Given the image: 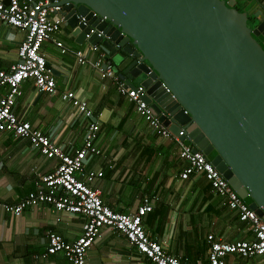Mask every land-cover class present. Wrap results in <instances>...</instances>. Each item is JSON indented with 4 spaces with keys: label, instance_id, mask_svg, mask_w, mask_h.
Listing matches in <instances>:
<instances>
[{
    "label": "crops",
    "instance_id": "crops-1",
    "mask_svg": "<svg viewBox=\"0 0 264 264\" xmlns=\"http://www.w3.org/2000/svg\"><path fill=\"white\" fill-rule=\"evenodd\" d=\"M234 1L250 21L257 24V20L264 19V8L258 0ZM71 32L64 24L55 36L69 48L67 53H61L53 41L42 48L57 83L56 94L42 93L33 80L25 81L14 108L17 115L66 152L74 153L85 138L88 120L61 95L73 91L87 102L94 120L100 123L97 144L102 151L85 166L86 171L103 172L93 187L116 212L133 214L145 197L153 199L154 208L143 219L144 229L184 264H209L210 234L230 242L252 240L250 225L226 206L225 198L214 193L202 173L180 177L188 163L180 158L174 138L158 135L135 104L119 94L111 79L102 78L90 64H78L75 51L87 50L91 44L77 43ZM24 38L25 32L0 21V71H7L18 61L17 51ZM87 57L94 60L96 55L89 52ZM113 65L121 76L125 68ZM144 78L136 79L135 85ZM6 92L7 87H0V99ZM57 165V159L43 156L28 140L0 132V204H17L29 193L37 192L41 177ZM84 222L82 216L58 212L51 205L28 207L20 216L0 207V264H70L64 253L44 256L48 233L53 231L67 242H74ZM138 257V251L123 234L105 228L87 251L85 264L148 263L146 258L140 261ZM225 262L264 264V256L245 260L230 255Z\"/></svg>",
    "mask_w": 264,
    "mask_h": 264
},
{
    "label": "water",
    "instance_id": "water-1",
    "mask_svg": "<svg viewBox=\"0 0 264 264\" xmlns=\"http://www.w3.org/2000/svg\"><path fill=\"white\" fill-rule=\"evenodd\" d=\"M61 6L76 42L102 45L131 88L145 76V100L162 124L174 134L185 129L195 151L264 219V19L251 28L234 0ZM91 29L103 36L86 39Z\"/></svg>",
    "mask_w": 264,
    "mask_h": 264
},
{
    "label": "built area",
    "instance_id": "built-area-1",
    "mask_svg": "<svg viewBox=\"0 0 264 264\" xmlns=\"http://www.w3.org/2000/svg\"><path fill=\"white\" fill-rule=\"evenodd\" d=\"M258 1L264 8V0ZM61 12V0H0V21L25 32V38L17 51L18 61L7 71H0V87H7L6 94L0 99V132L28 140L40 154L58 160L56 169L41 177V188L37 192L29 193L17 204H0V207L6 213L20 216L28 207L51 205L58 212L84 218L83 231L74 242H67L61 235L49 232L44 256L64 253L70 264H85L87 251L101 236L103 229L110 228L123 234L136 248L140 261L146 258L147 264H184L151 239L144 229L143 219L153 210V199L145 197L133 214L121 213L108 207L101 198L100 190L93 187L92 184L103 177V172L86 171L85 166L89 159L101 155L102 151L97 144L100 123L94 120L87 102L78 99L73 91L61 95L64 101L70 102L88 120L85 138L74 153L66 152L43 131L21 119L15 112L17 100L23 94L22 84L27 80H33L37 90L42 93L53 95L57 92L56 80L48 68L42 48L46 42L53 41L61 53L69 51L63 41L55 39L65 24ZM81 20L85 21L84 18ZM94 33L97 37L103 36V32L91 29L85 38H90ZM89 52L96 55L94 60L87 57ZM75 56L79 65L90 64L102 78L111 79L119 94L135 104L137 112L158 135L174 138L180 158L188 163L180 174L182 179H187L193 173H202L214 193L224 197L226 206L238 215L240 221L250 225L252 240L230 242L214 234L208 235L209 264H226L225 258L230 255L245 260L264 256V219L258 216L246 199L239 196L211 159L202 151H195L186 130L181 129L174 134L165 127L159 115L145 100L146 88L141 84L129 87L115 66L106 61L105 49L100 45H90L87 50L78 49Z\"/></svg>",
    "mask_w": 264,
    "mask_h": 264
},
{
    "label": "rangeland",
    "instance_id": "rangeland-1",
    "mask_svg": "<svg viewBox=\"0 0 264 264\" xmlns=\"http://www.w3.org/2000/svg\"><path fill=\"white\" fill-rule=\"evenodd\" d=\"M248 22H249L250 27L254 29L256 23L253 22V21H250V20H248ZM258 23H259V21L257 20V24H258ZM257 40H258L260 43H263V38H262L261 36L258 37ZM138 81H139V80H138ZM246 200L250 201V198H246ZM249 262H250V261H249Z\"/></svg>",
    "mask_w": 264,
    "mask_h": 264
},
{
    "label": "trees",
    "instance_id": "trees-1",
    "mask_svg": "<svg viewBox=\"0 0 264 264\" xmlns=\"http://www.w3.org/2000/svg\"><path fill=\"white\" fill-rule=\"evenodd\" d=\"M226 2L228 1V0H225ZM235 8L239 11V12H242L243 13V10L238 6V5H235ZM249 20L251 19V18H248ZM252 20V19H251ZM250 26V25H249ZM256 26V25H255ZM214 155V154H213Z\"/></svg>",
    "mask_w": 264,
    "mask_h": 264
}]
</instances>
